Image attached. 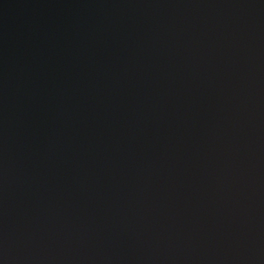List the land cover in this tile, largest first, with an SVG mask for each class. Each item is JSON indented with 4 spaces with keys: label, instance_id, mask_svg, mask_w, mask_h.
Here are the masks:
<instances>
[{
    "label": "water",
    "instance_id": "95a60500",
    "mask_svg": "<svg viewBox=\"0 0 264 264\" xmlns=\"http://www.w3.org/2000/svg\"><path fill=\"white\" fill-rule=\"evenodd\" d=\"M0 264H264V0H0Z\"/></svg>",
    "mask_w": 264,
    "mask_h": 264
}]
</instances>
